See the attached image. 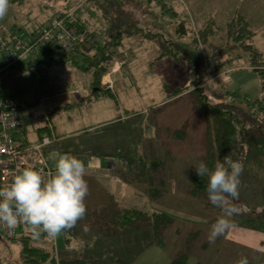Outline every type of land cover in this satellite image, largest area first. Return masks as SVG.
I'll return each instance as SVG.
<instances>
[{"label":"rangeland","instance_id":"rangeland-1","mask_svg":"<svg viewBox=\"0 0 264 264\" xmlns=\"http://www.w3.org/2000/svg\"><path fill=\"white\" fill-rule=\"evenodd\" d=\"M75 1L80 0H16L14 3H9L8 13L0 19L1 32L17 31L27 37L29 30L42 21L45 22L53 11L55 14L60 13L62 6H71ZM174 1L177 11L182 12L188 20L184 24L187 32L182 41L188 49L197 47L196 53L201 55L202 82L196 85L197 75L187 63L176 60L173 50L169 52L170 54L166 53L159 57L157 42L149 39L152 38L151 36L144 39L139 34L136 35L137 37L124 39V44L119 49L121 53L109 66L108 72L111 78L107 75L104 82L111 81L113 86L108 88L101 83L102 89L111 91L113 97L118 94L120 107L126 103L127 110L125 109L124 115L126 122L117 125L121 126L118 127L117 134L121 137H125L122 133L127 135L125 145L127 151L124 153H134L148 160L157 159L163 162L158 172L160 179L163 180L160 186L161 194L155 198L150 197L145 191L147 187L145 183L134 180L125 164V171L122 169L121 176L130 185L124 192L120 189L115 192L111 190L112 196L116 197L113 200L116 201L113 207L114 205L135 207L169 213L172 223L163 232L164 245L159 246L152 242L153 232L145 226L134 225L142 229V232L138 231L136 234H127L133 229L128 228L118 230L120 232L116 235L110 231L119 227L113 224L95 220L93 229L86 232L92 226L86 224V221L79 220L76 227L85 232L78 240L72 239L76 246L73 255L75 258L70 261H60V264H87L86 260L88 264H121L116 261L117 257H125L126 264H168L175 254L184 249H189L188 264H234L233 261L236 262L242 256L248 258L249 264H264V253L249 251L235 245L230 238L233 231L235 232L233 228L217 237L214 243L208 242L211 225L223 215V212L209 202L207 195L191 193L193 186L191 178L197 175L195 168L203 161L206 146L204 131L207 123L201 114L194 111V98L189 93L195 87H202V92L210 103H215L221 98L229 99L232 94L237 93L250 102L260 99L264 104V77L252 66V64L260 65L259 62L264 64V0ZM156 6L153 0L150 7L154 9ZM80 15L87 31L92 30L97 24L93 11L87 12L86 9L83 13H77L78 17ZM238 16H242L244 22L237 25L234 20ZM142 18L146 19L147 23L151 19L149 16L144 18L139 15L141 26H146L142 23ZM176 26L177 21L173 20L168 28L169 32L167 31L172 40L175 39ZM240 30H246L247 35L234 40L233 37ZM193 38L196 40L195 45ZM248 43H251L260 54L261 61L255 60L252 53L245 49V44ZM1 54L0 52V62ZM50 71L49 84H54V78L61 77L65 80L75 79L72 82L79 80L83 84L88 79L85 73L68 61L61 66L51 67ZM56 71H59V74H55ZM89 85L86 87L88 92L81 86L78 94L82 97L90 95ZM174 90L181 92L177 96L170 97ZM97 98L99 100L92 103L91 109L86 110L89 124L96 125L94 133L98 137L111 138L115 132L114 127L100 129L103 125L97 124L103 116L104 103L111 107L110 111L104 114V118L109 112L116 110L113 99L108 96ZM83 109L86 107L78 108L79 114ZM180 130L183 131V135L175 136L174 132ZM263 188V184L259 185L255 179L240 176L239 199L235 204L241 207V212L232 217V224L234 220L245 216L246 205L252 206L256 213L263 209L264 205L260 197ZM242 204L246 205L242 206ZM109 206L112 207V204L106 205ZM87 208H89L88 204H86ZM88 212L89 209L84 219H89ZM258 219L261 221L263 218ZM102 227L105 231L101 236L103 244L94 246L90 250V256L79 253L80 249L96 244L95 229L102 231ZM242 234L239 233L243 236ZM138 240L135 247L134 242ZM63 245L62 233L45 241L46 248L49 247L53 255L56 249L59 258ZM138 248L140 250L137 253L131 250ZM19 254V242L0 235V264H24ZM81 257L85 261H82ZM42 264H52V262L47 261Z\"/></svg>","mask_w":264,"mask_h":264},{"label":"trees","instance_id":"trees-1","mask_svg":"<svg viewBox=\"0 0 264 264\" xmlns=\"http://www.w3.org/2000/svg\"><path fill=\"white\" fill-rule=\"evenodd\" d=\"M15 1L9 0V3H14ZM154 1L157 4L154 9L150 7L153 0H80L78 2L75 1L71 6H62L60 13H67L73 9H75L76 13H83L86 9L87 12L90 10L95 13L97 24L90 31H87V28L81 24V16L77 17L80 28H85L88 33L91 49L86 52L76 48L72 52L66 53L60 51L54 44L49 43L37 52L9 65H6L5 57L1 54L0 97L27 99L26 96L31 94L37 101L47 97L51 91L49 89L50 68L61 66L66 61L71 62L73 66L80 70H90L92 72L90 84L96 97L101 95L113 97L114 95L111 91L102 89L101 78L108 72L109 66L115 57L121 53L119 49L124 44V39L134 38L139 34L144 39L151 36L152 38L149 39L157 42L159 57L173 50L176 60L187 63L189 68L197 75V79L194 78L196 85H198L203 80L201 75V55L196 53L197 47L188 49L182 41L184 34L187 32L184 24L188 20L182 15V12L179 13L175 8L176 3L174 2L176 1ZM139 15L144 18L149 16L151 18L150 22L147 23L146 19L142 18V23L146 26H141V21L138 19ZM173 20L177 21V26L175 27V39L172 40L167 31ZM234 21L238 25L242 21L244 22V19L242 16H238ZM32 29L29 30L27 37L32 35ZM165 29H167L166 32ZM13 32L17 31L1 33L6 37ZM246 32V30H240L233 37L234 40L244 38L247 35ZM192 41L195 45L196 40L193 38ZM245 49L252 53V57L255 60L260 59V54L251 43L245 44ZM0 52L2 53L1 49ZM259 63L260 65L252 64V66L254 70H257L264 77V64L262 62ZM180 92V90H174L170 97L177 96ZM189 93L194 98V111L201 114L207 123L204 131L206 146L204 148L203 162L209 168L213 167L218 159L222 162L226 159L240 162L243 165L241 177L253 178L259 185L263 184L264 186L263 102L260 99L250 102L243 96L234 93L229 99L221 98L215 103H210L207 96L202 92V87H195ZM180 131H175L174 135L182 136L183 131ZM42 136L39 137L38 141ZM112 156L125 162L127 170L132 173L134 180L147 185L145 191L148 192L150 197L155 198L161 194L160 186L163 180L160 179L158 172L163 162L157 159L148 160L134 153L117 152ZM191 180L193 185L191 193L193 195H207V177L200 178L196 175ZM260 197L261 203L264 205V188L261 190ZM111 204V211L106 216V220L109 223L118 227L129 225L148 227L153 232L152 242L159 246L164 245L163 232L172 223V217L169 213L135 207L116 205L113 207V202ZM245 208V216L236 221L234 220V224L264 230V207L258 213L254 211L252 206L246 205ZM259 217L263 219L260 221ZM49 238L47 234H41L37 237L33 235L32 230L16 237L15 239L20 244L19 256L21 261L24 264H42L47 261H51L52 264H60V261L65 262L75 258L64 257L63 255L59 258L56 249L55 255H53L52 250L45 246V241ZM188 257L189 249L181 250L171 258L168 264H186ZM82 259V261H85L84 258ZM117 261L121 264L127 263L125 259H117ZM85 262L88 264L87 260Z\"/></svg>","mask_w":264,"mask_h":264},{"label":"crops","instance_id":"crops-1","mask_svg":"<svg viewBox=\"0 0 264 264\" xmlns=\"http://www.w3.org/2000/svg\"><path fill=\"white\" fill-rule=\"evenodd\" d=\"M53 14H55V11L52 12L51 16ZM50 17L47 18L45 22L42 21V23H46ZM80 71L85 73L86 77L88 78L84 84L79 80L72 82L75 81V79L65 80L62 77L59 79L54 78V84L49 85V89L51 91L47 97L38 99L37 101L36 98H34L31 94L26 96L28 103L25 112L29 116V121L20 136L23 137L26 142L34 143L38 141L40 136L48 135L51 141L47 146H45V152L48 163L50 166L52 165L51 167L53 169H55L57 157L62 154H71L79 158L84 163L86 168L85 179L89 189L88 195L85 197V204H88L89 207L87 208L89 209V219L83 218L81 220L83 222L86 221V224L92 226L86 231L89 232L95 226V220H102L106 223H109L106 220V216L107 212L108 214L110 213L111 207H106V205H111L112 202H116L113 201L116 197L112 196L111 190H114L115 192L117 189H120L121 192H124L126 191V187L130 185L128 184V181H126L125 178L121 176L122 169L125 171V162L120 158L112 156L117 152L124 153L127 151L125 146L127 135L122 133V135L125 137H121L120 134H117V130H119L118 127H121L117 126L118 123L125 124L126 122V116L124 115L127 109L126 103L120 107L121 103L119 102L120 97L118 94L115 95V97L108 96L110 99H113V106L116 110L109 112L108 116L104 118V114L111 109L110 105L104 103L102 109L103 116L100 117L101 121L97 125H103L100 127V129L114 127L115 132L113 135H111V138H109L110 136L108 138L105 136L98 137V135L94 133V131H96V125L89 124V117L86 113L88 108L91 109L92 103L99 100L95 94H93L94 89L92 90L90 84L92 80V72L90 70ZM58 72L59 71H56L55 74H59ZM50 74L52 75V71H50ZM107 75H109L111 78V75L109 72H107L102 76L101 83L104 82V79L107 78ZM87 85H89L91 88V94L88 96L85 95L83 97L80 96L78 94L79 88L83 86V89L88 92L86 88ZM101 97H103V95H101ZM134 104H136V101ZM79 107H86V109H83V111L79 114ZM107 192L108 196H106ZM92 216L93 218H91ZM103 225L105 226V223H103ZM233 225L234 227L232 228L235 230V232L233 231V234H231L230 238L233 239L236 246L239 245L240 248H244L249 251L254 250L264 253V230L240 226L239 224L234 223ZM103 227L101 229L102 231L95 229L96 234L93 233L95 234L94 239L96 244L93 243L89 247L80 249L79 253L85 256H90V250L94 246L98 247L103 244L101 239L102 232H105ZM128 228H133L127 233L129 235L136 234L138 231L142 232V229H139L140 227H135L134 225H129V227H119V229H111L110 232L118 235L120 232L118 230H127ZM84 232L85 231H82L81 228L76 226L70 230L63 231L62 235L64 247L61 255L64 257H73L74 253L76 252V246L72 239L75 238L78 240L81 235L83 236ZM238 232L240 234L243 233V236L239 235ZM138 242L139 240L134 242L135 247L136 243ZM138 245L142 247L140 244ZM131 250L134 253H137L140 249L138 248L136 250ZM117 259H125V257H117L116 261ZM237 261H233V263L237 264ZM186 264L188 263L186 262Z\"/></svg>","mask_w":264,"mask_h":264},{"label":"clouds","instance_id":"clouds-1","mask_svg":"<svg viewBox=\"0 0 264 264\" xmlns=\"http://www.w3.org/2000/svg\"><path fill=\"white\" fill-rule=\"evenodd\" d=\"M8 10L9 0H0V19ZM195 170L200 178L207 177V198L223 212L208 234V242L214 243L234 227L232 217L241 212L234 201L239 199L243 165L218 159L211 168L201 161ZM85 176L84 163L71 154L57 157L54 172L46 180L31 167L19 170L10 184L0 186V225L12 230L22 222L37 237L41 234L56 237L74 228L87 211L85 197L89 189ZM237 264H249L248 258L242 256Z\"/></svg>","mask_w":264,"mask_h":264},{"label":"built area","instance_id":"built-area-1","mask_svg":"<svg viewBox=\"0 0 264 264\" xmlns=\"http://www.w3.org/2000/svg\"><path fill=\"white\" fill-rule=\"evenodd\" d=\"M77 17L75 9L57 13L45 24L35 26L29 37L17 32L4 37L0 32V49L6 65L22 60L49 43L66 53L76 48L89 51L91 43L88 33L80 28ZM103 84L108 88L113 86L111 81ZM26 102L27 99L0 97V186L10 184L14 175L23 168L40 171L45 180L54 172L45 153L50 137L44 135L38 142L28 143L20 136L29 120L25 112ZM29 230L30 227L22 222L12 230L0 225V235L6 239H15Z\"/></svg>","mask_w":264,"mask_h":264}]
</instances>
